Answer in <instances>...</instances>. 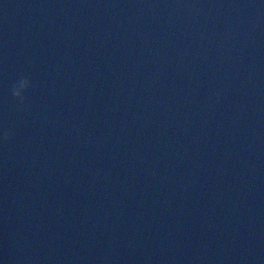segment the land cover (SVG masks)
I'll use <instances>...</instances> for the list:
<instances>
[{"label":"water","instance_id":"water-1","mask_svg":"<svg viewBox=\"0 0 264 264\" xmlns=\"http://www.w3.org/2000/svg\"><path fill=\"white\" fill-rule=\"evenodd\" d=\"M0 264H264V0H0Z\"/></svg>","mask_w":264,"mask_h":264},{"label":"clouds","instance_id":"clouds-1","mask_svg":"<svg viewBox=\"0 0 264 264\" xmlns=\"http://www.w3.org/2000/svg\"><path fill=\"white\" fill-rule=\"evenodd\" d=\"M30 84L31 82L27 77H24V78H21L15 81L11 88V95L14 98L23 102L25 99L24 93L28 90V88L30 87ZM2 135H3V139L5 140L9 138L8 132H4Z\"/></svg>","mask_w":264,"mask_h":264}]
</instances>
